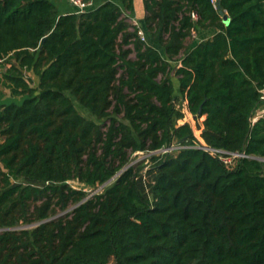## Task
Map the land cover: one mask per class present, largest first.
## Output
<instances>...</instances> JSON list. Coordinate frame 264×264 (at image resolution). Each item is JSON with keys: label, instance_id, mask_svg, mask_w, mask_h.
I'll list each match as a JSON object with an SVG mask.
<instances>
[{"label": "trees", "instance_id": "trees-1", "mask_svg": "<svg viewBox=\"0 0 264 264\" xmlns=\"http://www.w3.org/2000/svg\"><path fill=\"white\" fill-rule=\"evenodd\" d=\"M91 1L0 0V264H264V0Z\"/></svg>", "mask_w": 264, "mask_h": 264}, {"label": "rangeland", "instance_id": "rangeland-1", "mask_svg": "<svg viewBox=\"0 0 264 264\" xmlns=\"http://www.w3.org/2000/svg\"><path fill=\"white\" fill-rule=\"evenodd\" d=\"M100 1H103V0H96V3L97 2H100ZM56 6L57 8L59 9V11L61 10H70L71 8H73V6L67 2V0H56ZM136 6L139 5V0H136ZM143 8V12L140 8V6H137V10L134 11L133 14H129V17H125V20L126 22L131 26L130 28H128L129 31H132L133 29V21H136L139 25V20L141 18H143L144 14H145V10H144V7ZM141 14V15H139ZM187 41H191L190 38L187 39ZM118 43H120V38L117 40ZM120 47L117 45V51ZM123 48L125 49H128L129 50V53H128V57L130 59H134L135 58V51L133 49V46L132 44H127V45H124ZM170 70L168 72V75L171 77L173 83H176V76L174 75V69L176 68V65H177V62L176 61H171L170 63ZM122 74V70L119 69L118 70V74L117 75H121ZM159 78V76H158ZM30 84L33 85V86H36L37 85V77L34 76V78H30ZM11 101H17V102H20L21 101V97H12L10 95V91L8 89V87L6 86V83L3 81V78H2V75H0V103H5V102H11ZM75 104H76V107L77 109L79 110V112L88 117V118H93L95 119L92 114L90 113V111L86 108H84L82 105H80L77 101H75ZM194 120V123L196 125V127H199L201 126V119H198V120ZM2 137L0 136V139ZM162 151H156L154 153H147V152H142V151H139V152H136V153H133L131 155V158H130V165H133V164H136L137 162L139 161H143L144 165H149L151 163V160L148 158L150 154H161ZM146 169V167H144L143 171ZM112 181V179L110 181H108L107 183L105 184H102V185H98L97 187L95 188H90V187H86L84 186L83 184L79 183L77 180H70L69 183L71 185H73L74 187H77V188H84L85 191L88 193V196H91L92 194L94 193H97V192H101L103 187L105 185H107L108 183H110ZM74 206H70L68 209H66L65 211H60L58 213V215H62L70 210L73 209ZM34 224H28V225H18L16 226L15 228L16 229H20V228H28V227H31L33 226Z\"/></svg>", "mask_w": 264, "mask_h": 264}, {"label": "built area", "instance_id": "built-area-1", "mask_svg": "<svg viewBox=\"0 0 264 264\" xmlns=\"http://www.w3.org/2000/svg\"><path fill=\"white\" fill-rule=\"evenodd\" d=\"M213 2V4L215 5L216 0H211ZM67 2H69L73 8L77 9V12H83L85 11L88 7L92 6V1H83V0H67ZM192 18H196V14L195 12L191 13ZM132 27H137V34L138 36L142 39L145 40V36H144V32L141 28V26L136 22L133 21V26ZM191 36L192 38L196 39L197 38V33L195 31L191 32ZM9 56L10 55H0V75L11 65V61H9ZM261 100L264 101V91H262L261 93ZM185 111H186V106L184 107ZM264 116V108L260 109V110H255L254 115L251 117V122H255L259 117ZM195 117L190 114L189 112H186L182 118L181 122H194ZM194 132L196 135V138L200 141V143L196 142L192 145V147H196V148H200L203 149L205 151H207L210 155L218 158L220 161H222L227 167L229 168H233L238 160L242 157H247L248 155L245 154L244 152H230V151H226L224 149L221 148H215V147H210L208 145H206L201 139H200V129H196L194 128ZM182 147H185L183 145L180 144H173L169 147H164L162 149H160L162 151V153H168V152H173L177 149H180ZM158 150V151H160ZM260 160L264 161V157L263 158H259Z\"/></svg>", "mask_w": 264, "mask_h": 264}, {"label": "crops", "instance_id": "crops-1", "mask_svg": "<svg viewBox=\"0 0 264 264\" xmlns=\"http://www.w3.org/2000/svg\"><path fill=\"white\" fill-rule=\"evenodd\" d=\"M135 2H136V0H134V7H135V10H137V9H136L137 6H140V8H141V10H142V12H143V8H142V7H143V1H142V0H139V3H140V4L137 5V6H136V3H135ZM62 11L65 12V11H67V10H62ZM139 15H141V14H139ZM223 19H224L225 24H226V23L228 22V18L224 16ZM205 32H206V31H201V33L198 34L197 38H198V37L203 38V36H206V35H207V36H210V35H211V32H210V31H209V32H206V33H205ZM207 36H206V37H207ZM189 38H190L191 40L194 39V38H192V36H190ZM187 39H188V38H187ZM262 108H264V101L262 102L261 105H259V106L257 107L256 110H260V109H262Z\"/></svg>", "mask_w": 264, "mask_h": 264}, {"label": "water", "instance_id": "water-1", "mask_svg": "<svg viewBox=\"0 0 264 264\" xmlns=\"http://www.w3.org/2000/svg\"><path fill=\"white\" fill-rule=\"evenodd\" d=\"M221 13H222V12H221ZM44 39H45V38H43L42 40H44ZM199 112H200V110H199ZM257 158H258V157H257ZM258 159H259V158H258ZM110 180H111V179H110ZM110 180H109V181H110Z\"/></svg>", "mask_w": 264, "mask_h": 264}]
</instances>
